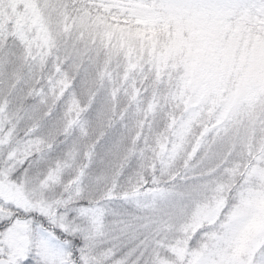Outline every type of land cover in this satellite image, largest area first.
<instances>
[{"label":"snow or ice","instance_id":"snow-or-ice-1","mask_svg":"<svg viewBox=\"0 0 264 264\" xmlns=\"http://www.w3.org/2000/svg\"><path fill=\"white\" fill-rule=\"evenodd\" d=\"M0 264H264V0H0Z\"/></svg>","mask_w":264,"mask_h":264}]
</instances>
